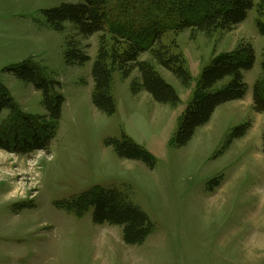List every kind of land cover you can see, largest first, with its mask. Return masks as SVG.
<instances>
[{
  "label": "rangeland",
  "instance_id": "374dc122",
  "mask_svg": "<svg viewBox=\"0 0 264 264\" xmlns=\"http://www.w3.org/2000/svg\"><path fill=\"white\" fill-rule=\"evenodd\" d=\"M83 1L0 0V90L16 106L0 114V134L24 141L55 129L45 151L0 149V264H264V113L255 111L253 100L255 84L264 86V37L257 27L264 11L256 8L243 23L210 34L178 32L171 5L182 0H107L105 33L87 37L70 22L61 32L48 24L46 10ZM153 27L163 32V44L177 46L173 52L181 55L191 82L183 85L148 51L140 59L175 88L180 103L164 105L146 91L133 93L138 70L128 78L116 70V113L100 112L92 99V67L101 37L111 51L150 35ZM69 44L91 60L67 65ZM241 44L256 54L253 69L244 72L245 97L219 106L186 146L177 147L176 133L200 92L204 68L235 55ZM22 64L36 68L53 83V94L64 97L55 127L43 93L12 72ZM244 124L246 134L226 145ZM125 138L147 151L153 168L120 158L107 145ZM100 190L114 191L149 215L154 231L144 244L127 245L124 226L95 224L93 207L79 214L73 203Z\"/></svg>",
  "mask_w": 264,
  "mask_h": 264
},
{
  "label": "trees",
  "instance_id": "16d2710c",
  "mask_svg": "<svg viewBox=\"0 0 264 264\" xmlns=\"http://www.w3.org/2000/svg\"><path fill=\"white\" fill-rule=\"evenodd\" d=\"M106 7L107 0H84L77 4L63 3L46 10L44 15L48 24L58 32L64 29L65 23L70 22L79 29L81 34L89 37L105 33L108 17ZM256 8L259 12H263L264 0H182L180 5L175 1L171 5L172 11L178 16V32L191 29L209 34L243 23L249 12ZM257 27L264 37V22L258 20ZM153 29L150 35L137 37L134 40L129 39L126 43L127 47L111 51L107 48L106 37L104 35L101 37L99 52L92 67L94 81L92 99L94 106L100 112L108 116L116 113V103L111 91L113 74L116 70L121 71L125 78H128L133 70H138L140 83H133V93L146 91L154 101L164 105L176 106L180 103L175 88L162 77L153 64L140 59L148 51L158 65L171 72L183 85L188 86L191 82V76L184 66L181 55L173 52L177 46L171 47L163 44V32L154 27ZM234 54L220 58L204 68L200 79V92L183 114L176 133L174 144L177 147L186 146L193 139L196 130L211 120L219 106L245 97L247 84L244 80V72L253 69L256 54L252 46L243 44ZM65 60L69 66L84 65L91 58L78 47L69 44ZM261 68L264 77V60ZM12 72L18 79L34 84L43 93L44 105L55 127L62 117L64 97L60 94H53V83L51 84L37 72L36 68L28 64H22ZM226 79L230 81L223 88L216 90L215 87ZM253 100L255 111L264 113V86L261 87L259 82L254 86ZM5 109L14 111L16 106L8 95L0 90V114ZM248 129L249 124L236 127L230 134L226 145H230L232 140L242 138ZM54 130L48 137H40L31 131L33 137L24 141L20 138L11 140L7 134L2 136L0 134V149L24 155L38 150L45 151L54 138ZM124 140L123 142L107 141V145L114 147L120 158L142 161L148 167H154L153 159L147 151H141L126 138ZM73 204H76L79 214L93 207L92 219L95 224L108 223L124 226L123 240L127 245H142L153 234L154 225L149 215L140 207L123 202L114 191H92L85 194L83 199L80 197Z\"/></svg>",
  "mask_w": 264,
  "mask_h": 264
}]
</instances>
